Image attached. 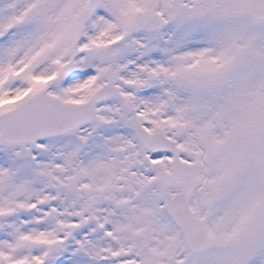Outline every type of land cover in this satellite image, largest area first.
Returning a JSON list of instances; mask_svg holds the SVG:
<instances>
[{
  "label": "snow or ice",
  "instance_id": "6c2138e0",
  "mask_svg": "<svg viewBox=\"0 0 264 264\" xmlns=\"http://www.w3.org/2000/svg\"><path fill=\"white\" fill-rule=\"evenodd\" d=\"M0 264H264V0H0Z\"/></svg>",
  "mask_w": 264,
  "mask_h": 264
}]
</instances>
